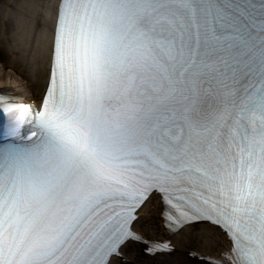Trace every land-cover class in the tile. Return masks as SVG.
<instances>
[{
	"label": "snow or ice",
	"instance_id": "6c2138e0",
	"mask_svg": "<svg viewBox=\"0 0 264 264\" xmlns=\"http://www.w3.org/2000/svg\"><path fill=\"white\" fill-rule=\"evenodd\" d=\"M40 9L39 103L0 101V264H145L179 251L156 221L264 264V0Z\"/></svg>",
	"mask_w": 264,
	"mask_h": 264
},
{
	"label": "bare ground",
	"instance_id": "6f19581e",
	"mask_svg": "<svg viewBox=\"0 0 264 264\" xmlns=\"http://www.w3.org/2000/svg\"><path fill=\"white\" fill-rule=\"evenodd\" d=\"M56 0H0V92L38 98L35 90L37 76V53L41 46V32L44 17L38 16L40 5H52ZM51 27V19L48 21ZM19 77L27 78V85L20 83ZM203 229H186L182 236L169 235L179 251L172 255L145 256V264H170L177 259H185L189 264H204L196 256L192 259L193 249L208 252L201 243L200 233ZM147 235L163 237L164 226L160 221L146 228ZM221 244L224 237H220ZM219 247V246H218Z\"/></svg>",
	"mask_w": 264,
	"mask_h": 264
},
{
	"label": "rangeland",
	"instance_id": "374dc122",
	"mask_svg": "<svg viewBox=\"0 0 264 264\" xmlns=\"http://www.w3.org/2000/svg\"><path fill=\"white\" fill-rule=\"evenodd\" d=\"M19 81L22 85L26 86L27 85V78L26 77H19Z\"/></svg>",
	"mask_w": 264,
	"mask_h": 264
}]
</instances>
